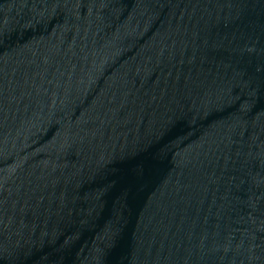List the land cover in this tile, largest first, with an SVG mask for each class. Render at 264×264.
<instances>
[{
    "label": "water",
    "instance_id": "water-1",
    "mask_svg": "<svg viewBox=\"0 0 264 264\" xmlns=\"http://www.w3.org/2000/svg\"><path fill=\"white\" fill-rule=\"evenodd\" d=\"M0 264H264V0H0Z\"/></svg>",
    "mask_w": 264,
    "mask_h": 264
}]
</instances>
